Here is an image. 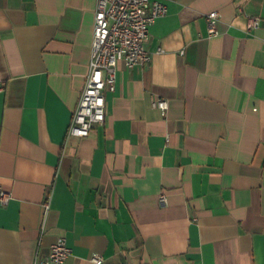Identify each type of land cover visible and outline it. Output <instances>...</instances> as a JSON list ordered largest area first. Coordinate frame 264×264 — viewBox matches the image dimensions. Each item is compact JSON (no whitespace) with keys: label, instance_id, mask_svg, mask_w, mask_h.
Segmentation results:
<instances>
[{"label":"crops","instance_id":"0c3cea01","mask_svg":"<svg viewBox=\"0 0 264 264\" xmlns=\"http://www.w3.org/2000/svg\"><path fill=\"white\" fill-rule=\"evenodd\" d=\"M153 1L151 62L118 63L78 138L98 0H0V264L59 238L67 264H264V0Z\"/></svg>","mask_w":264,"mask_h":264},{"label":"built area","instance_id":"2783aa9c","mask_svg":"<svg viewBox=\"0 0 264 264\" xmlns=\"http://www.w3.org/2000/svg\"><path fill=\"white\" fill-rule=\"evenodd\" d=\"M168 7L153 0H98L95 16L90 71L77 109L68 129V136L84 138L106 119L105 90H115L118 63L124 62L128 69L148 64L152 60L145 44L150 38V27L158 18L166 16ZM220 14L217 11L207 15L210 36H217ZM259 26L258 18H249L248 30ZM5 83L0 78V90ZM153 106L163 117L169 110L168 100L158 97ZM13 195L0 185V207L7 206ZM165 201L164 196L161 198ZM49 204H46L48 208ZM72 249L65 238H59L49 255L39 264H67ZM95 264H103L100 256L91 257Z\"/></svg>","mask_w":264,"mask_h":264}]
</instances>
